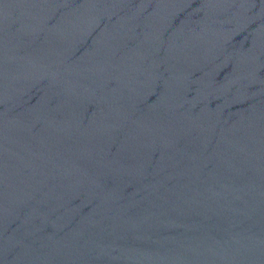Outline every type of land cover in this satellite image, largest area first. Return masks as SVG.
Masks as SVG:
<instances>
[{"label":"water","instance_id":"water-1","mask_svg":"<svg viewBox=\"0 0 264 264\" xmlns=\"http://www.w3.org/2000/svg\"><path fill=\"white\" fill-rule=\"evenodd\" d=\"M0 264H264V0H0Z\"/></svg>","mask_w":264,"mask_h":264}]
</instances>
